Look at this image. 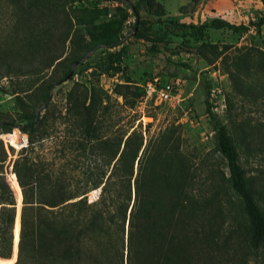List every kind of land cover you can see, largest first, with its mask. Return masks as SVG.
<instances>
[{
	"label": "trees",
	"instance_id": "trees-1",
	"mask_svg": "<svg viewBox=\"0 0 264 264\" xmlns=\"http://www.w3.org/2000/svg\"><path fill=\"white\" fill-rule=\"evenodd\" d=\"M13 1L17 3L12 2L11 24L16 31L10 43L0 45V77L10 72L38 73L63 60L69 65L79 60L74 54L63 56V44L71 28L65 5L74 0H55L63 19L55 37L46 29L48 22L41 9H35L38 16L29 19L30 0ZM26 2L30 3L25 6ZM259 2L264 6V0ZM129 6L137 16L135 7ZM262 21L264 18L256 25ZM178 24L233 32L247 29V25L220 17H210L199 25ZM117 41L102 42L112 47ZM23 62L29 63V67L24 68ZM183 65L189 68L188 64ZM68 72L46 84L43 102H47L48 90L67 79ZM209 87L210 83L204 82V105L213 149L225 160L230 188L239 198L247 220L250 245L257 248L264 244V211L239 164L232 137L209 108ZM136 88L124 79L114 85L111 98L100 95L97 87L72 85L61 115L64 128L50 157L56 162H39L43 173L36 169L35 155H31L46 135L43 119L34 113L25 116L21 123L0 117V126L9 130L16 124L27 141L11 168L20 188L22 206L13 229L15 244L18 239L16 260L10 264H197V256L206 243L204 234L199 235L193 226L192 216L199 218L201 210L195 209L192 199V177L179 149L178 126L167 124L150 132V122H135L139 118L135 106L141 96L134 92ZM15 103L20 107L24 101L16 94ZM11 142L19 146L23 140L12 135ZM4 158L1 148L0 258L11 253L14 199L16 204L14 188L2 171Z\"/></svg>",
	"mask_w": 264,
	"mask_h": 264
},
{
	"label": "rangeland",
	"instance_id": "rangeland-1",
	"mask_svg": "<svg viewBox=\"0 0 264 264\" xmlns=\"http://www.w3.org/2000/svg\"><path fill=\"white\" fill-rule=\"evenodd\" d=\"M33 1L30 0L28 18L38 16L34 11L41 9L48 22L46 29H50L55 37L63 25L60 7L56 6L55 0H37L34 4ZM127 1L74 0L65 5L71 28L63 44V56L74 54L83 59L71 69L72 76L52 86L46 104L39 110L46 135L31 153L35 155L36 169L43 173L38 163L46 159L56 162L51 159L52 150L64 128L61 115L67 105L66 93L72 85L87 89L94 86L100 95L113 98L114 85L124 79L134 84L137 87L134 92L140 95L145 81H155L158 85L177 81L178 100L159 105L151 102L139 105L137 101L135 110L139 118L135 122L140 120L142 125L150 122V132L167 124L178 126L179 149L192 177V199L195 209L200 207L201 210L199 218L195 214L192 216L193 226L199 235L204 234L206 243L196 262L264 264V244L257 248L250 245L247 220L239 198L230 188L225 160L213 149L203 92L204 82L220 85L225 109L217 116L233 139L239 164L258 206L264 211V21L256 25L264 18V6L257 7L256 1L247 0L242 13L230 17L231 23H242L247 29L233 32L226 28L204 29L178 24L199 25L210 18L205 15L211 11L228 7L229 0H214L205 9L202 5L198 9L200 0ZM12 2L0 0V45L10 43V37L16 31L11 24L14 18ZM30 2L24 3L25 6ZM129 4L135 7L137 16ZM132 26H135L133 33L130 32ZM109 39L118 41L115 46L106 47L102 41ZM22 64L24 68L29 67V63ZM183 64H188L189 68ZM67 70L70 71L69 62L63 60L38 73L15 75L10 72L1 76L0 117L14 123L24 121L25 116L44 103L41 96L46 84ZM26 88L28 90L21 91ZM16 94L24 101L20 107L15 103ZM117 101H120L119 97ZM12 135L22 140L24 137V144H13ZM26 142V134L16 124L9 130L0 126V151L2 148L5 153L2 171L16 194L15 204L12 193L13 245L10 256L0 260L7 264L16 260L13 229L22 206L20 188L11 168Z\"/></svg>",
	"mask_w": 264,
	"mask_h": 264
},
{
	"label": "built area",
	"instance_id": "built-area-1",
	"mask_svg": "<svg viewBox=\"0 0 264 264\" xmlns=\"http://www.w3.org/2000/svg\"><path fill=\"white\" fill-rule=\"evenodd\" d=\"M179 87L177 81L174 84L158 85L155 81H145L142 86V95L139 100V105H144L146 102H151L153 105H159L162 102L170 100H178ZM207 101L211 112L222 113L225 109V102L223 98L222 89L219 84H211L208 93ZM23 137V136H22ZM24 137L23 142L24 144ZM25 146V145H24Z\"/></svg>",
	"mask_w": 264,
	"mask_h": 264
},
{
	"label": "crops",
	"instance_id": "crops-1",
	"mask_svg": "<svg viewBox=\"0 0 264 264\" xmlns=\"http://www.w3.org/2000/svg\"><path fill=\"white\" fill-rule=\"evenodd\" d=\"M257 2V4L255 6H260L262 5L259 0H254ZM212 2H214V0H200L199 3V7L198 9L201 7L202 5V9L208 8L209 4H211ZM230 5L228 7H225L223 10L221 11H211V14H207L205 15V17H220L223 18L229 22L230 21V17L232 16H237L240 13H242V11L244 10V7L246 6L247 0H229ZM204 3V4H202ZM214 8V7H213Z\"/></svg>",
	"mask_w": 264,
	"mask_h": 264
},
{
	"label": "water",
	"instance_id": "water-1",
	"mask_svg": "<svg viewBox=\"0 0 264 264\" xmlns=\"http://www.w3.org/2000/svg\"><path fill=\"white\" fill-rule=\"evenodd\" d=\"M135 31V26H132V28H131V33H133ZM83 59V57L81 58V59H79V60H75V61H73L72 63H71V65H70V71L68 72V74L66 75V78H69L70 77V75H71V69L73 68V66L75 65V64H77L80 60H82ZM51 90H52V87L49 89V92H48V96H50V92H51ZM46 104V101L44 102V103H42V104H40L36 109H35V111H34V114H35V117L38 115V113H39V110L40 109H42L43 107H44V105ZM97 191H95V193H96ZM18 241V240H17ZM17 241H16V244H15V256H16V250H17ZM12 245H13V238H12ZM2 259H4V258H0V260H2ZM15 260V259H14ZM0 263H2L1 261H0Z\"/></svg>",
	"mask_w": 264,
	"mask_h": 264
}]
</instances>
